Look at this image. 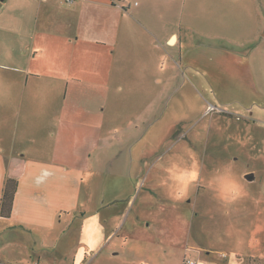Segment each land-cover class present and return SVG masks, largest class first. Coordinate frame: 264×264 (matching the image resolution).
<instances>
[{
	"label": "crops",
	"instance_id": "obj_1",
	"mask_svg": "<svg viewBox=\"0 0 264 264\" xmlns=\"http://www.w3.org/2000/svg\"><path fill=\"white\" fill-rule=\"evenodd\" d=\"M220 1L0 0V264L115 259L118 253L107 250L118 231L106 227L118 212L103 214L114 202L93 206V196L83 194L84 176L113 169L122 151L112 141L125 129L133 130L126 136L130 165L145 162L144 126L161 118L166 88L176 81L175 90L183 87L178 68L198 75L201 65L209 81L222 68L237 74L223 79L228 88L245 84L264 94V80H255L264 70L262 14L247 34L244 16L232 22L221 65L210 33L199 39V26H215ZM182 17L185 33L176 27ZM168 58L172 75L165 79ZM253 109L247 118L257 121ZM9 181L17 188L4 213Z\"/></svg>",
	"mask_w": 264,
	"mask_h": 264
},
{
	"label": "rangeland",
	"instance_id": "obj_2",
	"mask_svg": "<svg viewBox=\"0 0 264 264\" xmlns=\"http://www.w3.org/2000/svg\"><path fill=\"white\" fill-rule=\"evenodd\" d=\"M186 1L177 3L188 5ZM212 14L215 26L197 29L200 40L201 31L214 38L216 63L221 65L226 54L221 47L230 48L223 37L235 33L232 22L244 16L247 34L261 14L264 19V0H223ZM205 20L202 11L200 25ZM176 27L186 32L183 17ZM190 62L188 56L184 64ZM172 65L168 58L165 79L172 75ZM199 70L197 75L177 69L183 87L175 90L176 81L166 88L158 104L163 105L161 118L145 124L150 133L143 139L147 155L140 167L130 165L132 139L126 136L133 130L125 129L129 133L112 141L122 151L113 169L103 166L85 173L83 194L93 196V206L114 202L103 214L118 212L106 227L118 231L107 250L118 255L95 264H264V94L253 95L245 84L228 88L223 79L237 74L222 68L211 81L201 65ZM261 79L264 70L255 76ZM211 105L218 110L210 112ZM249 108L257 121L247 118ZM120 117L123 125L127 116ZM250 174L253 180L247 179ZM93 222L89 218L86 225Z\"/></svg>",
	"mask_w": 264,
	"mask_h": 264
},
{
	"label": "trees",
	"instance_id": "obj_3",
	"mask_svg": "<svg viewBox=\"0 0 264 264\" xmlns=\"http://www.w3.org/2000/svg\"><path fill=\"white\" fill-rule=\"evenodd\" d=\"M11 184H12V182L9 181L8 185H7V188H6V191H5V194H4V197H3L2 211L4 213H5V209L7 208L8 202H10V203L12 202L15 190L17 188L16 182L14 183L13 186Z\"/></svg>",
	"mask_w": 264,
	"mask_h": 264
},
{
	"label": "built area",
	"instance_id": "obj_4",
	"mask_svg": "<svg viewBox=\"0 0 264 264\" xmlns=\"http://www.w3.org/2000/svg\"><path fill=\"white\" fill-rule=\"evenodd\" d=\"M76 0H67V2H70V3H73V2H75ZM209 109H210V112H215V111H217L218 109H217V107H215V106H213V105H211L210 107H209ZM189 264H193V262L192 261H189Z\"/></svg>",
	"mask_w": 264,
	"mask_h": 264
},
{
	"label": "water",
	"instance_id": "obj_5",
	"mask_svg": "<svg viewBox=\"0 0 264 264\" xmlns=\"http://www.w3.org/2000/svg\"><path fill=\"white\" fill-rule=\"evenodd\" d=\"M171 41H173V40H171ZM247 179L248 180H253L254 179V176L252 174H250V175L247 176Z\"/></svg>",
	"mask_w": 264,
	"mask_h": 264
},
{
	"label": "bare ground",
	"instance_id": "obj_6",
	"mask_svg": "<svg viewBox=\"0 0 264 264\" xmlns=\"http://www.w3.org/2000/svg\"><path fill=\"white\" fill-rule=\"evenodd\" d=\"M174 41V40H173Z\"/></svg>",
	"mask_w": 264,
	"mask_h": 264
}]
</instances>
